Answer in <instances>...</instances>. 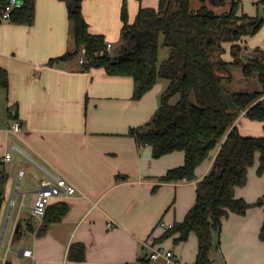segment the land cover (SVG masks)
<instances>
[{
  "label": "crops",
  "instance_id": "obj_1",
  "mask_svg": "<svg viewBox=\"0 0 264 264\" xmlns=\"http://www.w3.org/2000/svg\"><path fill=\"white\" fill-rule=\"evenodd\" d=\"M122 1L81 0L89 31L104 35L111 43L110 53L113 41L121 39ZM126 1L129 21L140 4L158 3ZM244 1L242 11L254 15ZM72 2L35 0L32 24L0 19V66L9 76L8 88L0 87V157L11 153L0 163L7 174L0 205V264L7 259L10 264H123L139 257L149 264H176V260L193 264L195 232L179 242L174 241L177 233L157 240L166 230L158 222L183 220L195 202L196 182L208 171L219 147L197 166L196 178L161 181L169 168L183 164V151L153 157L151 146L138 145L130 130L151 119L163 85L155 89V82L134 99L130 76L110 75L102 67L83 69L79 57L77 63L75 58L48 62L74 46L68 19ZM199 5V0L191 1L193 8ZM258 31L239 40L242 59L257 56L255 48L264 51V43L255 38ZM224 46L223 57L231 60L230 44ZM14 103L17 111L12 117L8 108ZM238 115L237 127L247 118L245 111ZM15 119L21 128L9 131L8 124ZM257 165L258 153L248 167L246 183L235 188L236 197L254 202L264 192V174H257ZM50 175L65 178L77 190L51 199L49 205L62 201L67 211L38 233L42 217L31 212L33 194ZM263 220L264 203L223 217L219 233L213 235L214 242L218 238L213 264H264V241L259 237ZM72 243L83 245L82 259L69 256ZM156 247L172 251L173 258L150 259L146 253ZM25 249L31 255H24Z\"/></svg>",
  "mask_w": 264,
  "mask_h": 264
},
{
  "label": "trees",
  "instance_id": "obj_2",
  "mask_svg": "<svg viewBox=\"0 0 264 264\" xmlns=\"http://www.w3.org/2000/svg\"><path fill=\"white\" fill-rule=\"evenodd\" d=\"M141 1V0H138ZM192 0H158L157 6L140 4L132 21L126 0L120 7L121 49L111 55L105 49L101 33L89 31L82 13L81 0H73L68 7L70 34L74 46L49 63L79 57L83 52V69L102 67L110 75H126L133 79L132 98H140L156 82L167 81L157 109L150 120L132 128L130 133L138 145H150L153 157L181 150L184 162L169 168L161 181L196 178L195 169L217 152L208 171L196 182V199L182 221L174 222L157 240L177 233L174 241L186 240L191 231L197 237V254L193 264H213V235L218 234L221 219L230 212L244 213L248 203L235 196V188L247 180L248 167L258 153L256 172L264 174V135L242 134L234 124L241 111L252 120L263 122L264 129V51L255 48L257 56L242 59L239 40L252 35L262 26L264 19L242 11V0H199L197 8ZM5 0H0V10ZM218 7V9H214ZM1 19V18H0ZM35 19V0H23L19 8L7 19L13 23L32 24ZM230 44L232 59L223 57L225 44ZM169 48L168 56L158 63L159 46ZM237 66L244 77L257 75L261 88L253 91L230 92L235 107L226 108L221 91L231 83V69ZM8 71L0 66V87L8 88ZM177 99L172 102V96ZM15 116L17 104L8 108ZM7 174L0 170V205L4 196ZM264 202V192L257 199ZM67 204L59 201L48 205L38 233L62 219ZM264 241V220L259 230ZM83 245L72 243L69 256L82 259ZM123 264H149L139 257L136 262Z\"/></svg>",
  "mask_w": 264,
  "mask_h": 264
},
{
  "label": "built area",
  "instance_id": "obj_3",
  "mask_svg": "<svg viewBox=\"0 0 264 264\" xmlns=\"http://www.w3.org/2000/svg\"><path fill=\"white\" fill-rule=\"evenodd\" d=\"M23 4V0H5L1 10H0V18L8 19L10 17V12L15 9L21 7ZM111 47V43H106L105 49L109 52ZM84 51L79 55L80 64L86 63V58L83 54ZM21 128L20 120H13L10 124H8V130L17 132ZM16 148L14 145L12 146ZM11 158L10 151H6L5 154L0 157V163L9 160ZM20 174H23V170L20 171ZM76 187L74 184L66 180L62 177H55L50 175L49 179L43 180L40 184V187L34 192L33 200L31 204V212L35 216L43 217L46 209L53 197H58L62 195H70L76 192ZM158 225L162 228L168 229L172 226V223H165L163 221L158 222ZM145 251V250H144ZM24 255H31L30 249H25L23 251ZM150 259L157 258L159 256L164 257L166 260H171L173 258V253L170 250H165L160 247H156L151 249V252L146 253ZM176 264H179V261H175Z\"/></svg>",
  "mask_w": 264,
  "mask_h": 264
},
{
  "label": "rangeland",
  "instance_id": "obj_4",
  "mask_svg": "<svg viewBox=\"0 0 264 264\" xmlns=\"http://www.w3.org/2000/svg\"><path fill=\"white\" fill-rule=\"evenodd\" d=\"M134 1L136 2V0ZM244 2H245L244 6L249 13H252L254 15H258L264 18V0H245ZM126 5H127V9H129L130 2L128 5L126 1ZM70 37H71V34H70ZM255 38L260 39V41L264 43V22H263V27L260 29V31L256 33ZM71 41H73V39H71ZM121 44H122L121 39L113 41V45H112L113 49H112L111 55H115L116 53L120 51ZM168 52H169V48L167 46H164V45L159 46L158 63H160L163 59H165L168 56ZM74 61L77 63L78 62L77 58H75ZM231 72H232L231 83L224 84L226 90L230 92L232 91H253V90H259L261 88V84H260V81L257 75H253L250 77H244L241 69L237 66H234L231 69ZM155 84H156L155 89L158 88L160 84L163 85L161 88L162 90L160 89L161 91L157 95L158 105H159L161 93L166 88V80L158 77ZM176 99H177V95H174L172 96L171 101L174 102ZM238 129L245 135H264L263 122L260 120H252L249 118L241 119L238 121ZM31 195L32 193L27 195L26 202L28 201V198L31 197ZM257 199L254 200V202L246 201L248 203L247 207L252 206V205H262L264 203L263 202L262 204H258ZM23 210L25 213H28L26 205L23 206ZM217 240L218 238H215L214 246L217 243ZM218 261L219 260L217 259L216 263Z\"/></svg>",
  "mask_w": 264,
  "mask_h": 264
},
{
  "label": "water",
  "instance_id": "obj_5",
  "mask_svg": "<svg viewBox=\"0 0 264 264\" xmlns=\"http://www.w3.org/2000/svg\"><path fill=\"white\" fill-rule=\"evenodd\" d=\"M221 96L224 99L225 107L226 108H233V107H235V104L233 102V99H232V96H231L230 93L221 91ZM10 263L11 262L8 259L4 262V264H10Z\"/></svg>",
  "mask_w": 264,
  "mask_h": 264
}]
</instances>
